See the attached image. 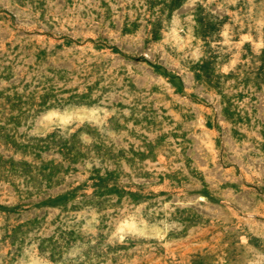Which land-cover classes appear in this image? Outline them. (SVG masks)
Listing matches in <instances>:
<instances>
[{"label": "rangeland", "instance_id": "obj_1", "mask_svg": "<svg viewBox=\"0 0 264 264\" xmlns=\"http://www.w3.org/2000/svg\"><path fill=\"white\" fill-rule=\"evenodd\" d=\"M0 264H264V0H0Z\"/></svg>", "mask_w": 264, "mask_h": 264}]
</instances>
